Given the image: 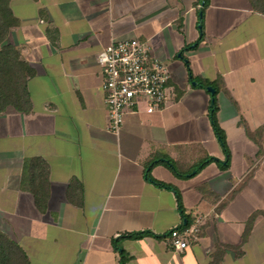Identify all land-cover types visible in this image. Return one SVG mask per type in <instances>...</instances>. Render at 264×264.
Here are the masks:
<instances>
[{"label":"crops","instance_id":"crops-1","mask_svg":"<svg viewBox=\"0 0 264 264\" xmlns=\"http://www.w3.org/2000/svg\"><path fill=\"white\" fill-rule=\"evenodd\" d=\"M202 1L11 0L19 23L7 39L35 74L32 110L0 112V230L31 264H120L119 247L127 264H264V14L251 0ZM113 37L146 40L171 74L162 110L126 113L118 133L97 62ZM159 155L188 174L209 156L228 163L185 178L158 162L160 186L146 174ZM34 156L50 167L44 212L23 181ZM177 190L187 214L207 215L185 251L166 238L184 223ZM141 231L153 234L119 238Z\"/></svg>","mask_w":264,"mask_h":264},{"label":"trees","instance_id":"trees-1","mask_svg":"<svg viewBox=\"0 0 264 264\" xmlns=\"http://www.w3.org/2000/svg\"><path fill=\"white\" fill-rule=\"evenodd\" d=\"M11 0H0V112L5 111L9 106L14 107L20 112H30L32 110V101L28 91V78L35 74V69L23 58L15 44L8 42V35L18 25V19L13 14L10 6ZM255 11L264 14V0H251ZM208 0H205L204 8ZM188 64V62H187ZM189 73L192 80L199 85L207 88L215 86V83L192 74L190 67ZM210 114L212 125L223 146L224 151L229 154L226 142V136L220 127L216 113L217 103L215 98L212 100ZM228 160V158L226 159ZM216 161L220 167L225 168L228 161H222L216 157L209 156L199 162L193 169L195 173H182L177 163L169 156L159 155L153 158L147 165L146 174L148 178L157 185L169 186L168 183L160 181L151 175L152 167L162 162L168 166L176 175L189 177L198 173L209 162ZM192 170V171H193ZM23 181L27 183L29 189L34 195L35 204L41 211L47 208V202L50 197V167L43 158L39 156L28 157L23 164ZM178 209L182 217L187 221L181 227L190 226L194 218L186 213L180 192L176 191ZM145 234H153L151 231H141L122 235L119 238H140ZM161 237V235H156ZM118 238V239H119ZM116 242V240H115ZM120 264H127L129 256L123 248H120ZM0 264H31L30 259L23 247L12 239L8 234L0 230Z\"/></svg>","mask_w":264,"mask_h":264},{"label":"built area","instance_id":"built-area-1","mask_svg":"<svg viewBox=\"0 0 264 264\" xmlns=\"http://www.w3.org/2000/svg\"><path fill=\"white\" fill-rule=\"evenodd\" d=\"M97 62L112 132H119L126 113L152 114L166 105L170 70L146 40L113 37L97 54ZM206 218L207 215H199L190 226L172 229L166 237L172 248L185 251L191 238L202 232Z\"/></svg>","mask_w":264,"mask_h":264},{"label":"water","instance_id":"water-1","mask_svg":"<svg viewBox=\"0 0 264 264\" xmlns=\"http://www.w3.org/2000/svg\"><path fill=\"white\" fill-rule=\"evenodd\" d=\"M205 4V0H203L202 1V6ZM199 15H200V19H199V28H201L202 27V15H203V11H202V9L200 10V12H199ZM196 82H193V84H195ZM207 89H208V91L210 92V93H212L213 95H214V93H215V88L213 87V86H208L207 87ZM213 100V99H212ZM192 173H195V170H193L192 171ZM186 220L184 219V224H186Z\"/></svg>","mask_w":264,"mask_h":264}]
</instances>
